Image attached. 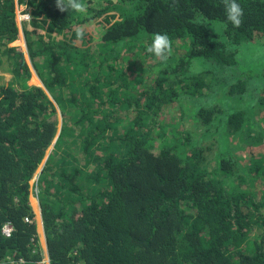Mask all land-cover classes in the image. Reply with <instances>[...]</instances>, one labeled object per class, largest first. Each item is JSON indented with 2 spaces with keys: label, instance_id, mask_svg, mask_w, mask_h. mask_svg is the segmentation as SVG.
Instances as JSON below:
<instances>
[{
  "label": "trees",
  "instance_id": "16d2710c",
  "mask_svg": "<svg viewBox=\"0 0 264 264\" xmlns=\"http://www.w3.org/2000/svg\"><path fill=\"white\" fill-rule=\"evenodd\" d=\"M24 2L0 0V264L44 260L36 176L51 264H264V0L239 28L226 0H26L43 85Z\"/></svg>",
  "mask_w": 264,
  "mask_h": 264
},
{
  "label": "clouds",
  "instance_id": "9594fccd",
  "mask_svg": "<svg viewBox=\"0 0 264 264\" xmlns=\"http://www.w3.org/2000/svg\"><path fill=\"white\" fill-rule=\"evenodd\" d=\"M56 3H57L58 9L61 12H67L69 9H71V10L78 12V13H85L86 9H87V5L85 4L84 0H56ZM225 14H226V23L224 24V27H227L229 23L234 28H239L241 26L243 16H244V9L241 6V4L238 2V0H226V2H225ZM170 49H171V40H170V37L168 36V34H166V33H155L152 36L151 43L147 46L146 51L148 53L154 55L155 57L166 59L167 54L169 53ZM35 178L34 179L37 180L38 176H36ZM31 185H33L32 182H31ZM31 190H32V188H31ZM35 201H37V205H33V203ZM34 202L31 204L34 207V210L36 212V220L38 222V217L41 216V219L43 221L42 208H41V204H40V200H39V193L34 196ZM7 224H10V223H7ZM42 225H44V221H43ZM13 230H14V226H13ZM13 230H12V232H13ZM12 232H11V235H12ZM44 234H45V232H44ZM41 245H42V242H41ZM43 249H44V247H43ZM45 252L48 254L49 259H50L48 247H47V250H45ZM45 252H44V254H45ZM50 264H51V262H50Z\"/></svg>",
  "mask_w": 264,
  "mask_h": 264
},
{
  "label": "rangeland",
  "instance_id": "374dc122",
  "mask_svg": "<svg viewBox=\"0 0 264 264\" xmlns=\"http://www.w3.org/2000/svg\"><path fill=\"white\" fill-rule=\"evenodd\" d=\"M25 2H26V0H25ZM25 2L22 3V4L17 5V9H16V11H17V21H18V25H19V28H20V34H19L18 38L15 41H13L10 45L18 47L19 50L25 52L26 55H28L27 54V51H28V49H27V41H26L24 30H23V26H24V22L25 21L28 22V21H30L32 19V16L30 15L28 20L20 21V18H21L22 14L30 13V9H29L28 5ZM27 27H28V29H33L34 28L33 24H29V25H27ZM259 42L264 44V37H262ZM244 52L247 53V54L249 53L248 51H245V49H243L240 53H242L243 56H245ZM262 55H264V53ZM245 57H248V59H252V58H250L251 57L250 55H247ZM27 62L29 63V65H30V67L32 69V72H33V76H32V78L30 80V83L31 84H35V85H43L42 81L37 76L36 70L34 69V67H33V65L31 63V60L29 59L28 56H27ZM189 68H190V65L185 67L183 72L187 73V74H188L189 71H193V72H196V73L200 72L199 67L197 65H193L191 69H189ZM13 83H14V76L11 73V71L8 70V65L5 64L3 67L0 68V85L8 87L10 84H13ZM15 86L17 87L16 84H15ZM230 100H232V101L227 102V103L232 104L233 101H237L236 99H233L231 97H230ZM220 102H221V100H220ZM243 102H244V100L241 99L237 103H241L242 105H244ZM256 110H259V108H256ZM260 110L262 111V109H260ZM195 130L197 132V137H201V136L205 137L206 136L205 128L198 127ZM207 144H208V142H207ZM35 179L32 180L33 185H32L31 203L34 202V196L39 193V189H40V187L38 185V179L37 180H35ZM33 205H37V201H35L33 203ZM41 225H42V219H41V224L39 225L38 228H39L40 233H42V237H43L42 238L40 236L41 242L44 240L42 242V246L44 247V245H45V250H47V247H48L47 246V238H46V235L44 234L45 235V239H44L43 230L41 229V228H43V225L42 226Z\"/></svg>",
  "mask_w": 264,
  "mask_h": 264
},
{
  "label": "built area",
  "instance_id": "2783aa9c",
  "mask_svg": "<svg viewBox=\"0 0 264 264\" xmlns=\"http://www.w3.org/2000/svg\"><path fill=\"white\" fill-rule=\"evenodd\" d=\"M30 15H31L30 13L22 14L21 18H20V21L28 20ZM26 221H30V218H26ZM12 230H13V226L11 224H6L4 226L3 232L7 236H10ZM44 255H45L44 260L41 263L39 262V264H50V259H49L48 254L45 252ZM10 262H11V264H25L26 263V259L24 257H21V258L12 257V258H10Z\"/></svg>",
  "mask_w": 264,
  "mask_h": 264
},
{
  "label": "crops",
  "instance_id": "0c3cea01",
  "mask_svg": "<svg viewBox=\"0 0 264 264\" xmlns=\"http://www.w3.org/2000/svg\"><path fill=\"white\" fill-rule=\"evenodd\" d=\"M41 224V216H39L38 217V227H39V225ZM42 226V225H41ZM42 230H43V228H42ZM38 232H39V235L42 237V233H40V231H39V228H38ZM43 235H44V232H43ZM43 238V237H42ZM44 239H45V235H44ZM41 241V240H40ZM44 241V240H43ZM42 241V242H43ZM44 249H45V245H44Z\"/></svg>",
  "mask_w": 264,
  "mask_h": 264
},
{
  "label": "water",
  "instance_id": "95a60500",
  "mask_svg": "<svg viewBox=\"0 0 264 264\" xmlns=\"http://www.w3.org/2000/svg\"><path fill=\"white\" fill-rule=\"evenodd\" d=\"M42 223H43V221H42ZM43 231L45 232V230H44V225H43Z\"/></svg>",
  "mask_w": 264,
  "mask_h": 264
}]
</instances>
